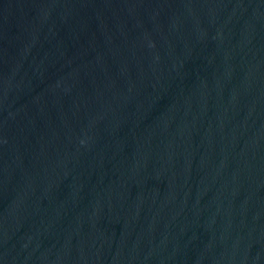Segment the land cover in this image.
<instances>
[{
  "label": "water",
  "instance_id": "obj_1",
  "mask_svg": "<svg viewBox=\"0 0 264 264\" xmlns=\"http://www.w3.org/2000/svg\"><path fill=\"white\" fill-rule=\"evenodd\" d=\"M0 264H264V0H0Z\"/></svg>",
  "mask_w": 264,
  "mask_h": 264
}]
</instances>
